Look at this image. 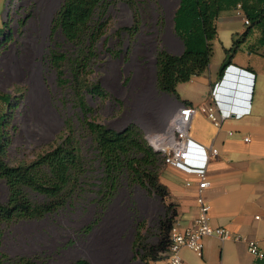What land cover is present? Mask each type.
<instances>
[{"label":"rangeland","instance_id":"obj_1","mask_svg":"<svg viewBox=\"0 0 264 264\" xmlns=\"http://www.w3.org/2000/svg\"><path fill=\"white\" fill-rule=\"evenodd\" d=\"M62 1L0 0L4 28L0 92L10 97L6 102L0 99V131L4 116L0 158L10 165L29 164L59 143L74 146L80 157L76 179L65 188V200L56 208L38 216L0 217V264L87 260L83 254L89 252L100 228L108 226V231L131 238L132 257L140 264L155 260V255L160 260L163 240L173 225L167 228V218L175 220L174 205L147 181L133 180L125 170L109 190L104 163L86 121L115 130L133 126L147 144L146 133L164 128V108L174 95L157 87L156 55L160 49L183 50L173 20L179 0H102L90 21V29H97V34L92 45L83 48L88 55L79 73L83 82L79 90L70 60L62 63L60 75L49 58L53 47L70 56L77 50L59 29L52 30ZM245 27L242 14L234 8L223 11L217 18L210 60L222 61L224 47ZM255 38L251 33L248 40ZM93 84L99 85V91L90 89ZM164 165L157 155L148 167L160 173ZM23 189L30 201L50 199L26 185ZM9 197V186L0 177V203H7Z\"/></svg>","mask_w":264,"mask_h":264},{"label":"crops","instance_id":"obj_2","mask_svg":"<svg viewBox=\"0 0 264 264\" xmlns=\"http://www.w3.org/2000/svg\"><path fill=\"white\" fill-rule=\"evenodd\" d=\"M237 36L233 35L231 44L224 49L230 48ZM238 50L242 52L237 53ZM221 62L209 60L202 72L178 82V97L173 96L169 107L164 108L163 127L182 104L210 102V91L215 83L221 85L217 89L220 109H229V105H246L242 101L250 91L251 82L238 77L234 68L254 73L248 113L240 117H226L218 126L206 113L197 112L192 116L190 133L193 138L205 145L213 144L218 149L208 160L210 185L202 191L205 201L209 203L208 221L211 225L227 228L231 237L222 240L214 235L203 236L201 255L188 246H182L180 254L184 264H256L261 258L247 250L248 239L256 240L264 251V45H258L254 39L248 38L239 42L237 51L228 63L235 67L220 82L224 73L219 76ZM236 75L243 88L237 96L239 99L231 101L225 97L223 86L226 81L234 80ZM165 98H169V95ZM159 178L167 186V200L173 202L176 209L173 226L177 229L192 226L198 210L195 175L165 164ZM108 229L109 226L100 228L89 252L83 254L90 264H140L132 257L131 238L127 240L126 236L122 237L114 229ZM235 235L239 239H234ZM146 264H160V260Z\"/></svg>","mask_w":264,"mask_h":264},{"label":"trees","instance_id":"obj_3","mask_svg":"<svg viewBox=\"0 0 264 264\" xmlns=\"http://www.w3.org/2000/svg\"><path fill=\"white\" fill-rule=\"evenodd\" d=\"M102 0H63L53 18L52 30L59 29L65 40L77 47L70 56L56 47L50 49L49 58L61 75V65L70 60L75 89L79 90L83 84L79 73L87 64V51L83 48L92 45L97 29H90L92 15ZM240 3L243 12L249 19L240 36L233 39L232 46L225 48V56L219 67V76L239 47V42L248 38L252 33L258 45H264V0H179L173 15L174 29L182 38L183 50L172 53L160 49L156 55L157 87L160 91L178 97L176 84L188 80L192 75L199 74L208 65L212 41L217 36L216 19L226 8H235ZM5 21L3 22V25ZM4 28L0 26V35ZM5 38V36H4ZM82 47V48H81ZM90 49V48H89ZM60 80L64 78L59 76ZM91 90L99 91L98 84H93ZM9 94L0 92V99L9 101ZM80 105L85 109L84 102ZM0 131V143L3 133ZM86 124L94 134L98 153L101 155L105 169V185L109 190L116 187L119 173L123 170L132 174V179L145 184L162 196L168 195L167 186L161 182L158 170L148 167L149 163L157 159L159 153L141 138L133 126L122 130L108 128L105 125L87 120ZM140 152V155L137 153ZM160 156V155H159ZM161 158V156H160ZM80 157L74 146L59 143L40 154L29 164L10 165L0 158V177L9 186L10 197L7 203H0V217L38 216L45 211L56 208L65 200L62 193L75 179ZM26 185L50 197L46 202H33L24 194ZM108 190V192H109ZM171 202V201H170ZM169 205H174L173 202ZM175 207V206H174ZM176 216V209L173 210ZM174 219L167 218V228L170 229ZM91 225L89 226L90 229ZM170 236V235H169ZM162 258L168 248L169 237L164 239ZM156 260L160 257L153 256ZM75 264H89L84 258L76 260ZM256 264H264V256Z\"/></svg>","mask_w":264,"mask_h":264},{"label":"built area","instance_id":"obj_4","mask_svg":"<svg viewBox=\"0 0 264 264\" xmlns=\"http://www.w3.org/2000/svg\"><path fill=\"white\" fill-rule=\"evenodd\" d=\"M237 13L242 14L243 24H248L249 19L242 10L240 3L234 8ZM232 64H227L225 68L229 72L233 70ZM236 74L242 79L250 80V91L246 93V98L242 101L243 106L229 105V109H220L218 106V90L221 86L215 83L211 88V100L208 103L199 105L182 104L170 117L164 128L146 133L148 143L156 150L163 163L182 168L191 172L196 177V202L198 210L192 226L183 229H177L172 225L170 229L169 244L165 256L160 259V264H184L180 249L182 246H188L198 255L202 254L205 235H214L224 240L231 237L229 230L223 226L211 225L208 221L209 203L205 201L203 189L210 185L207 174L208 160L212 155L218 152L213 144L205 145L193 138L190 133V122L192 116L197 112L206 113L215 125H220L226 117L234 115L240 117L250 110V99L252 93V80L254 73L235 67ZM237 75L234 77L236 79ZM220 87V88H219ZM218 89V90H217ZM248 97V98H247ZM228 100H238V97L227 98ZM231 133V132H230ZM248 139V136L244 137ZM189 184V182H187ZM239 239L238 235L233 236ZM247 250L256 257L262 258L264 251L260 248L254 239L247 240Z\"/></svg>","mask_w":264,"mask_h":264},{"label":"water","instance_id":"obj_5","mask_svg":"<svg viewBox=\"0 0 264 264\" xmlns=\"http://www.w3.org/2000/svg\"><path fill=\"white\" fill-rule=\"evenodd\" d=\"M223 87L225 97H231L232 99L237 97L243 88L242 83L238 79L226 81V85Z\"/></svg>","mask_w":264,"mask_h":264},{"label":"clouds","instance_id":"obj_6","mask_svg":"<svg viewBox=\"0 0 264 264\" xmlns=\"http://www.w3.org/2000/svg\"><path fill=\"white\" fill-rule=\"evenodd\" d=\"M228 73H229L228 69L225 68V69H224V73H223V75H222V78H221L220 82L223 81V79H225V76L228 75ZM224 81H226V80H224ZM219 85H220V83H219ZM220 86H221V85H220Z\"/></svg>","mask_w":264,"mask_h":264}]
</instances>
